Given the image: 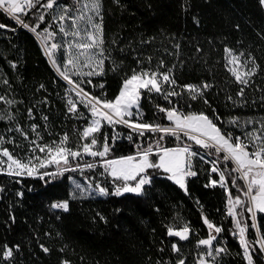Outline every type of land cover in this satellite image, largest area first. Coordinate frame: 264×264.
Here are the masks:
<instances>
[{
    "label": "trees",
    "instance_id": "obj_1",
    "mask_svg": "<svg viewBox=\"0 0 264 264\" xmlns=\"http://www.w3.org/2000/svg\"><path fill=\"white\" fill-rule=\"evenodd\" d=\"M89 2L57 0L70 14L83 12V5ZM101 4L104 74L89 78L91 84L69 74L85 92L111 100L133 70L170 72L176 81L174 91L181 95L166 100L162 94L143 91L140 122L173 126L159 109L176 107L184 113H204L233 137L264 125V6L260 0H101ZM41 11L46 13L45 21L37 32L51 24L56 36L48 43H60L53 22L56 8L45 10L37 5L22 19L33 25ZM97 20L100 22L99 17ZM0 24L6 26L0 28V138L10 141L18 158L33 142L51 145L65 134L67 147L73 150L88 143L81 135L91 122L90 108L59 77L56 65L52 66L38 42L39 38L44 45L42 38L3 10ZM226 49L236 55L243 53V61L251 68L247 83L237 81L228 70ZM55 59L65 64L62 48ZM204 84L208 91L202 90L196 99L184 88L195 85L202 89ZM69 100L76 105L74 111H69ZM245 127L248 129L243 131ZM105 136L109 154L105 158L83 153L70 157L69 167L75 170L37 178L0 174V264H179L180 260L199 264L209 251L199 240L210 235L216 237L212 247L216 259L209 264H248L227 204L228 190L233 197L247 199L240 191L245 183L232 171L233 162L223 160V153L204 149L182 133L179 139L163 133L141 136L123 125L103 126L96 135L98 150ZM156 141L167 148L187 144L205 155L190 160L196 175L187 179V191L162 170L148 169L151 183L142 194L113 195L122 182L113 183L102 160L136 155L149 145L155 149ZM151 159L158 161V156L154 153ZM213 161L224 172L227 188L210 185L211 180L219 179V173L211 171ZM88 163L96 167L89 169ZM45 172H57V166ZM75 183L82 189H76ZM100 187L108 194H101ZM65 201L68 211L51 207ZM235 211L236 218L247 225L252 264H264V253L256 243L264 236V214H256L253 228L244 205ZM205 217L222 231L209 230ZM185 225L190 229L187 239L168 234V227L179 230ZM173 245L179 249L177 253ZM5 246L13 248L10 259L3 258ZM220 247L224 251L217 252Z\"/></svg>",
    "mask_w": 264,
    "mask_h": 264
},
{
    "label": "snow or ice",
    "instance_id": "obj_2",
    "mask_svg": "<svg viewBox=\"0 0 264 264\" xmlns=\"http://www.w3.org/2000/svg\"><path fill=\"white\" fill-rule=\"evenodd\" d=\"M260 3L264 5V0H260ZM37 5H39L40 9L45 10H51L54 6L58 8L59 12L53 16V22H58V31L63 34L64 37L71 36L73 38L67 41L66 52L68 58L63 65L58 64L55 59V53L60 50L63 45L55 42L51 44L48 43L56 36V32L51 30V24L42 29L41 32H37V29L40 28V24L45 21L46 13L43 11L39 12V15L35 16L38 22L33 25H30L22 19V16H27L29 11L37 8ZM83 7L93 10L95 16L99 17L100 22H93V17H86L83 15L82 9L80 10V14L76 16L69 15V9L60 6L57 0H0V10H3V12L12 17L17 24L30 29L33 33H36L42 38L46 50L45 54L52 59V63L56 65L57 70L60 72V76L69 84H73L75 89L78 90L77 95L82 97V102L85 103L86 107L90 108L92 116L95 117V119L83 129L81 135V138L84 140H89L90 138L89 142L84 143L76 150L67 147L69 139L67 134H65L58 143L53 142L51 145H40L33 142L35 147L32 151L36 152L38 150L44 153L45 156L43 158L39 156H30L27 159L16 158L7 148L0 147V156L7 158L6 161L0 159V165L7 164L6 169L0 167V172L6 171L8 175L16 176H33L38 173L39 169L55 165L57 166V172L40 173L42 177L55 176L63 171L75 170L69 167L71 163L70 157H81L83 153L94 158H105L110 152L107 136H105L101 143L100 149L94 150L97 144L100 143L94 134L102 127V121H106L109 125L124 124L134 131H138L141 136H143L145 130L153 133L170 134L176 136L177 139L180 138L179 133H183L189 140L194 141L196 145L204 149H214L217 154L223 153V160L226 162H233L235 167L232 171L238 172L240 174L239 179L244 181L245 188L240 189V191L242 195L247 198L246 200H243L240 195L233 197L231 191L228 190V215L235 218L236 227L239 230L240 244L243 246V255L247 258L248 264H252L250 245L245 237L247 225L236 218L238 214L235 209L241 205L245 206V211L250 214L249 218L252 219L253 228H256V213H264V135L250 133L248 134L247 141H245L239 136L233 137L231 133L223 132L221 128L204 113H184L179 111L176 107L159 109L166 114V119L172 122L173 126L163 127L158 123L151 124L134 122L131 120V117L134 115V108L137 109L136 115L138 119L139 116L142 115V113H139V101L142 98V90L161 93L166 100L170 96L181 95V93L174 90L169 91L162 88L163 84H176L170 72L162 73L159 71L146 70L137 72L133 70V73L123 80L118 95L111 100L104 97L92 96L88 92H85L83 88L80 87V83L73 81L69 76L68 66L70 65L72 68L77 69V74L86 76L103 75L105 58L102 48L104 40L103 17L100 15L102 7L101 0H91L90 4L86 3ZM33 15H35V13ZM85 20L87 23L81 25V21ZM65 22H67L68 25L67 29L65 27ZM87 25H91V29H89ZM4 27L6 26L0 24V28ZM81 33H84L85 38H81ZM73 49L77 51L74 52ZM225 51L230 57L228 60L229 64H237L240 62L243 53L236 55L231 49H226ZM81 56L84 57L83 66L91 67L93 70L87 73L79 72V61ZM61 67H63V71L60 70ZM229 71L232 72L236 80L240 83H247L244 77L251 75V71L241 74L235 68H230ZM87 83L91 84L92 82L88 80ZM99 87L103 88L104 85L100 84ZM207 87L208 85H203V88ZM184 88L187 89L192 99H196L197 94L202 95L201 88L195 85H185ZM0 99H3V97H0ZM9 103H11V101H9ZM68 103L70 105L69 111H74L76 109L75 103L72 100H69ZM45 119L47 118L45 117ZM233 123H235V121H233ZM262 128H264V126H262ZM33 130H35V126ZM128 139L131 140L132 137L129 136ZM161 139H163L162 136ZM256 141H259V143H256ZM3 143L4 140L0 138V146H2ZM250 147L253 149L252 151H249ZM153 152V145H149L142 151H138L136 155L102 160L101 166L105 171L109 172L113 178V183H115V181L122 182L121 185H117L114 188L113 195L121 196L125 193L142 194L144 186L151 183V178L146 174L148 169H160L165 173H169L170 175L168 178L179 185L180 188L187 191L186 178L196 175V172L191 170L190 157L197 156L198 154L191 151L190 146L187 144L182 147L167 148L160 147V141H156L155 148L158 161H153L150 158ZM61 164L64 165L62 169L60 168ZM85 166L89 169H93L96 167V164L88 163ZM77 167H79V165H77ZM211 171L219 173V179L211 180L210 185H219L222 188H227L228 181L224 172L220 171L217 167L216 161L212 162ZM232 184L235 186L236 181L233 180ZM98 190L101 194H108L107 189L103 187H100ZM20 195H22V193H20ZM51 207L64 211H68L69 209L67 201L54 203ZM101 219L103 220L104 218L101 217ZM204 223L209 230H214L217 234L222 231L221 227L211 223L207 217L204 218ZM167 231L170 236L187 239L190 229L185 225L179 230L168 227ZM215 239L216 237L214 235H210L207 239L199 240V245L211 249L213 240ZM256 243L259 244L261 250H264V236H261ZM173 249L179 251L175 245H173ZM43 251L48 252L49 249L43 248ZM219 251H224V249H219ZM212 255V251L209 250L207 256L211 257ZM12 256L13 248L5 246L3 258L10 259ZM64 264H69V262L64 261ZM179 264H184V261L180 260ZM201 264H206V261L202 260Z\"/></svg>",
    "mask_w": 264,
    "mask_h": 264
},
{
    "label": "rangeland",
    "instance_id": "obj_3",
    "mask_svg": "<svg viewBox=\"0 0 264 264\" xmlns=\"http://www.w3.org/2000/svg\"><path fill=\"white\" fill-rule=\"evenodd\" d=\"M91 2H89V3H87V4H90ZM86 4V3H85ZM264 6V5H263ZM54 8H56L55 6H54ZM59 12V9L58 8H56V14ZM78 14H80V12L78 13ZM82 14L83 15H85L86 17L87 16H91V17H93V22H98V20H97V18L98 17H96L95 16V12L93 11V10H91L90 8H83V12H82ZM69 15H71V16H76L77 15V13H73V14H70L69 13ZM87 22H86V20L84 21V24H83V21H81V25H85ZM55 24H56V27L58 28V22H55ZM88 26V28L89 29H91V25H87ZM65 27H66V29H67V27H68V25H67V22H65ZM59 32V31H58ZM59 34H60V36H59V38H60V44H62L63 45V47H62V51H63V53H64V61H65V63H66V61H67V58H68V56H67V52H66V48H67V41H70V40H72L73 38L71 37V36H69V37H64L63 36V34H61L60 32H59ZM81 38H85L84 37V33H81ZM73 51L74 52H76L77 50H75V49H73ZM230 59V57L228 56V60ZM79 64H80V67H79V72L80 73H87V72H89V71H91V70H93L91 67H87V66H83L84 65V57H80V61H79ZM68 68H69V71H68V74H70V75H72V76H75V77H77L80 81H83V82H87L88 80H89V78H93V77H95V76H98V75H95V76H86V75H82V74H77V69H74V68H72V66H68ZM230 68H235L239 73H241V74H243V73H245V72H250L251 71V68L249 67V65H248V63L247 62H244L243 61V59H242V57L240 58V62L239 63H237V64H229L228 63V70L230 69ZM231 72V71H230ZM231 74H232V72H231ZM233 75V74H232ZM234 76V75H233ZM246 77L247 76H245L244 77V79H246ZM73 87H74V85L73 84H71ZM162 88L163 89H167V90H169V91H173L174 90V88L175 87H173L172 85H169V84H163L162 85ZM74 91L77 93V91L78 90H76V89H74ZM143 91H147V90H142V92ZM151 93H153V94H161V93H156L155 91H152ZM139 103H140V101H139ZM133 112H134V115H133V117H131V120H133L134 122H140V120H141V117L139 116V119L137 118V115H136V113H137V109H133ZM90 116H91V121L93 120V119H95V117H93L92 116V114H91V111H90ZM170 122V121H169ZM91 123V122H90ZM102 123V127L103 126H105V125H108V126H114V125H109L106 121H102L101 122ZM115 125H123V126H125V127H127L128 129H130L134 134H138V135H140L139 134V132L138 131H134L133 129H131V128H129L128 126H126V125H124V124H115ZM262 126H264V125H262V124H260L259 126H258V128L257 129H252V130H250V131H248V132H245L242 136H241V138L243 139V140H245V141H247V139H248V134H250V133H257V134H260V135H264V128H262ZM101 127V128H102ZM101 128H100V130H101ZM248 129V127L246 128H244L243 129V131H245V130H247ZM100 130L97 132V133H95L94 135L96 136L99 132H100ZM148 133H150V134H156V133H153V132H150V131H147V130H145V132H144V134H143V136H145V135H147ZM183 134V133H182ZM3 140H4V143H3V145L2 146H0V147H3V148H7L8 150H9V152L10 153H12V155H13V148H12V144H10V141H8V139H5V138H3ZM89 140H90V138H89ZM89 140H86V141H89ZM192 142H194V141H192ZM36 143H38V142H36ZM195 143V142H194ZM256 143H259V141H256ZM38 144H40V143H38ZM41 145V144H40ZM35 147V145H30V148L28 149V150H26L25 149V151L24 150H21L20 151V154H21V159H27L28 157H30V156H39V157H41V158H43L44 156H45V154L44 153H41V152H39L38 150L36 151V152H33L32 151V149ZM178 147H182V146H178ZM191 148V147H190ZM94 150H98V147L96 146L95 148H94ZM253 149L250 147L249 148V151H252ZM191 151H193V152H195L194 151V149L193 148H191ZM155 153V149H154V152H153V154ZM197 153V152H196ZM152 154V155H153ZM14 156V155H13ZM197 156H201V157H205L204 155H202V154H198ZM15 157V156H14ZM152 157V156H151ZM150 157V158H151ZM195 157V156H194ZM16 158H18V157H16ZM137 158H139V157H137ZM193 157H190V160L192 159ZM0 159H3V160H7V158L6 157H2V156H0ZM55 165H52V166H50V167H47V168H41V169H39L38 170V173L37 174H34L33 176H28V175H24V176H16V175H8L7 174V172L6 171H3V172H0V174H4V175H7V176H10V177H21V178H23V177H32V178H37V177H40L41 175H40V173H44L47 169H49V168H51V167H54ZM0 167H2V168H7V164H4V165H0ZM163 172V171H162ZM165 173V172H164ZM168 175V174H167ZM169 176V175H168ZM146 186V185H145ZM75 188L76 189H82V188H80V185H78L77 183H75ZM83 193H89L87 190H84L83 191ZM214 241V240H213ZM212 247H213V244H212ZM211 247V249H209L208 248V250H211L212 251V248ZM263 251V253H264V250H262ZM218 252V251H217ZM213 253V252H212Z\"/></svg>",
    "mask_w": 264,
    "mask_h": 264
},
{
    "label": "built area",
    "instance_id": "obj_4",
    "mask_svg": "<svg viewBox=\"0 0 264 264\" xmlns=\"http://www.w3.org/2000/svg\"><path fill=\"white\" fill-rule=\"evenodd\" d=\"M205 85V84H204ZM201 90H204V91H208V87L207 88H203V86H202V89ZM202 155H204V154H202ZM205 156V155H204ZM191 177V176H190ZM60 203V202H59ZM55 211H60V212H64V210H62V209H55V208H53ZM219 249H222L221 247L220 248H218L217 249V251L218 252H222V251H219ZM178 251H175V253H177ZM216 258L212 255L211 257H209V256H207V253L206 254H204L202 257H201V259L199 260V264H201V261L203 260V261H206V264H209L208 263V261H213V260H215Z\"/></svg>",
    "mask_w": 264,
    "mask_h": 264
},
{
    "label": "water",
    "instance_id": "obj_5",
    "mask_svg": "<svg viewBox=\"0 0 264 264\" xmlns=\"http://www.w3.org/2000/svg\"><path fill=\"white\" fill-rule=\"evenodd\" d=\"M38 42H39V44H40V46H41L43 52L45 53V51H46V50H45V46L43 45V43L40 41L39 38H38ZM45 55H46V54H45ZM46 56H47L48 60L50 61V63L52 64L50 57H49L48 55H46ZM52 66H53V64H52ZM57 74L59 75L60 78H62L58 72H57ZM62 79H63V78H62ZM63 81H65L67 84H69L66 80L63 79ZM69 85H70L72 88L75 89V87H73L71 84H69ZM188 236H189V234H188Z\"/></svg>",
    "mask_w": 264,
    "mask_h": 264
},
{
    "label": "crops",
    "instance_id": "obj_6",
    "mask_svg": "<svg viewBox=\"0 0 264 264\" xmlns=\"http://www.w3.org/2000/svg\"><path fill=\"white\" fill-rule=\"evenodd\" d=\"M162 171H163V170H162ZM165 174L170 175L169 173H165ZM188 178H190V177H187L185 182H187V179H188ZM258 213H259V212H257L256 214H258ZM262 214H264V213H262Z\"/></svg>",
    "mask_w": 264,
    "mask_h": 264
}]
</instances>
